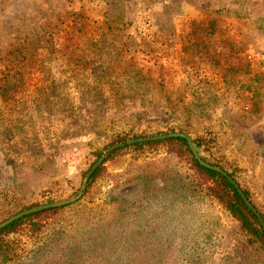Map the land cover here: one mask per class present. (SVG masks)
I'll use <instances>...</instances> for the list:
<instances>
[{
	"label": "rangeland",
	"instance_id": "rangeland-1",
	"mask_svg": "<svg viewBox=\"0 0 264 264\" xmlns=\"http://www.w3.org/2000/svg\"><path fill=\"white\" fill-rule=\"evenodd\" d=\"M170 134L264 217V0H0V225ZM102 168L0 264H264L178 143Z\"/></svg>",
	"mask_w": 264,
	"mask_h": 264
},
{
	"label": "trees",
	"instance_id": "trees-1",
	"mask_svg": "<svg viewBox=\"0 0 264 264\" xmlns=\"http://www.w3.org/2000/svg\"><path fill=\"white\" fill-rule=\"evenodd\" d=\"M173 143H178L184 151L188 155L191 156L193 165L195 169L200 173L206 175L214 184L213 188H210L212 191V196L220 203L223 208L227 212H229L236 220H238L241 224L242 230L250 235L253 238L252 242H259L264 246V231L259 224L255 215L248 209L245 205L241 197L239 196L236 189L233 185L222 175L212 170L206 169L201 166L196 159L193 157V154L186 142V140L181 138H176L172 140H168ZM158 142H152L150 144H157ZM146 144H137L136 147H142ZM101 153L97 154V160L101 158ZM102 167L98 169V171L94 174L91 181L100 174L102 171ZM247 197L250 199L247 192H245ZM60 209H50L39 213H34L24 218L16 221L15 223L11 224L10 226L6 227L2 231H0V252L5 249L8 245L2 239V236L5 234L10 233L11 231L15 230L18 226L23 225L25 223H29L32 226V229L35 232L41 230L43 226V222L45 221V217L49 214L57 213ZM39 221V222H38Z\"/></svg>",
	"mask_w": 264,
	"mask_h": 264
},
{
	"label": "water",
	"instance_id": "water-1",
	"mask_svg": "<svg viewBox=\"0 0 264 264\" xmlns=\"http://www.w3.org/2000/svg\"><path fill=\"white\" fill-rule=\"evenodd\" d=\"M176 138H181V139L186 140L194 158L196 159V161L201 166H203L206 169H209V170H212L214 172L219 173L220 175L225 177L233 185V187L236 189V191L238 192L239 196L241 197V199L243 200L245 205L255 215V217L257 218L259 224L261 225V227L264 231V217H263V215L259 212V210L256 208V206L249 200V198L247 197V195L245 194L244 190L241 188L239 183L232 176H230L225 170L218 168L216 166H213L209 162H207L205 159H203L202 156L199 154L193 140L188 135H185V134H170V135H163V136H157V137L130 140L124 144H117L115 146L110 147L102 155V157L96 162V164L91 168V170L88 172V174L85 178V182L83 184V187H82L79 195L75 199L65 201V202L45 205V206H41L39 208H35V209H31V210H27L25 212H22L16 216L10 218L9 220L5 221L4 223H2L0 225V231L5 229L6 227L10 226L11 224L15 223L16 221L24 218L25 216H28V215H31L34 213L43 212V211L50 210V209L63 208V207H66L68 205H71V204L81 200L83 195H84V192L87 189L89 183L91 182L94 174L98 171L99 168H101L105 164V162L107 161L109 156L111 154L115 153L116 151H118L124 147H127V146H133V145H137V144H147V143L158 142V141H166V140L176 139Z\"/></svg>",
	"mask_w": 264,
	"mask_h": 264
}]
</instances>
